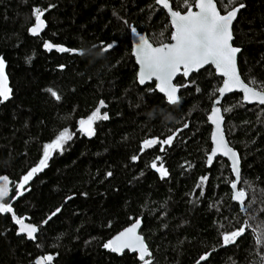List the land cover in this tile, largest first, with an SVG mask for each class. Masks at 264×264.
I'll list each match as a JSON object with an SVG mask.
<instances>
[{
    "label": "trees",
    "instance_id": "obj_1",
    "mask_svg": "<svg viewBox=\"0 0 264 264\" xmlns=\"http://www.w3.org/2000/svg\"><path fill=\"white\" fill-rule=\"evenodd\" d=\"M169 1L174 10H187L185 0ZM240 3L245 7L233 24L239 71L246 83L264 84V0H218L217 6L225 14ZM35 8L46 21L40 36L29 33ZM133 28L154 45L169 42L172 33L156 0H0V58L11 90L0 102V175L13 180L4 203L38 227L28 240L16 234L12 213H0V264H36L45 256L52 257L46 264H141L136 254L103 246L138 218L152 264H194L205 254L199 264H262L264 246L251 227L234 244L224 245L222 234L264 221V107L243 103L239 93L221 103L226 137L241 163L243 212L232 199L228 161L217 157L207 165V117L222 79L210 66L188 79L179 75V103L168 104L154 83L137 81ZM45 42L78 52L48 50ZM100 101L108 119L96 122L88 138L78 121ZM64 129L72 139L19 195L16 184ZM173 133L164 151L159 144L141 151L146 139ZM154 161L167 176L161 178Z\"/></svg>",
    "mask_w": 264,
    "mask_h": 264
},
{
    "label": "snow or ice",
    "instance_id": "obj_2",
    "mask_svg": "<svg viewBox=\"0 0 264 264\" xmlns=\"http://www.w3.org/2000/svg\"><path fill=\"white\" fill-rule=\"evenodd\" d=\"M157 4L162 5L169 11L171 16V26L174 29L171 35L172 43H160L159 46H154L153 43L143 35L138 37V41L135 49V56L137 62L140 65V72L138 73V80L140 84H144L148 80L153 78L158 82L157 87L160 92L164 93L169 104L179 103L180 97L178 96V86L173 84L174 78L182 73L184 77H189L193 72L205 68L207 65H213L218 74L224 77L223 84L216 91L221 97L227 92H231L235 89L241 90L244 94V101L246 102H258L260 105H264V84H257L255 80L245 82L241 79V76L237 68V53L241 50L237 47H233L231 41L233 39L232 23L237 16V12L244 8L245 5L240 3L238 7H232L226 14H221L218 10V0H195L194 7L197 11L192 10V6L188 4V0H185L186 12L173 10L169 0H156ZM230 4L231 0H227ZM51 7V6H50ZM33 15L36 20V24L29 29L32 35H38L44 26L42 19L44 11L35 8ZM132 32L135 33L136 29L133 28ZM44 47L51 50L56 47L60 52H78L76 49H67L60 46H54L51 43L45 42ZM112 45H107L102 50L107 51ZM4 61L0 58V102L7 100L11 94V90L7 88L6 76L4 75ZM180 87H187V85H181ZM51 95L57 100L60 96L56 91L49 89ZM199 91V89H197ZM215 104H219V100L215 101ZM214 104L212 112L209 115V120L216 125V131L213 134L214 148L212 153L208 157V163L211 164L213 157L217 154H223L228 156L232 162V171L239 179V157L228 143L224 139L223 132L221 130V123L223 117L221 115V109ZM105 107L104 102H100V106L91 113L86 119L79 121L80 131L91 136L94 135L93 124L96 120H106L108 115L106 113L101 114L100 109ZM230 109H224L229 111ZM184 127H188L187 124ZM175 133L168 136L164 140L158 138L146 139L143 141L141 151L144 149L152 148L154 145L159 144L160 150L164 151V145H171L174 139ZM72 139V134L68 129H64L59 135L49 144L44 145L43 156L40 159L38 165L31 168L27 174H25L20 182L16 184V190L19 195L23 192L20 190H26L25 186L30 180L38 173L43 171L48 166V161L52 155L53 150L62 149L65 143ZM135 161L138 157L133 156ZM161 158L156 157V161ZM154 161L152 167L155 168L164 178L168 175L167 169L160 164L157 167V163ZM110 176L111 173H108ZM207 179V177L201 178V184ZM9 178L7 176H0V201H3L9 194ZM201 185H198L200 187ZM233 189L237 188V183L231 184ZM202 194V193H201ZM246 197L244 190H238L235 192L233 199L239 201L242 205ZM14 199V198H13ZM71 199V197H69ZM61 209L57 208L48 219L55 216ZM246 210V209H242ZM0 213H12L14 222L19 225V233H26L29 239H34L38 232V227L26 224L24 218L16 217L13 212V208L10 204L0 202ZM47 223V221H44ZM140 227V221L137 220L131 227L125 231L119 233L112 240L105 243L103 246L106 249L114 253H123L125 249L137 252L139 259L143 261V264H152L151 260L146 257L151 256L148 246L144 239L137 234V229ZM252 229L254 238L257 245L264 246V221L258 222L255 226H252L249 221L245 222V225L231 232L222 234L223 244H234L237 238L242 236L248 228ZM207 254L200 257V260H206ZM51 256H45L42 259L36 261V264H44L45 261H51ZM262 264H264V256L261 258ZM199 264V261L197 262Z\"/></svg>",
    "mask_w": 264,
    "mask_h": 264
},
{
    "label": "water",
    "instance_id": "obj_3",
    "mask_svg": "<svg viewBox=\"0 0 264 264\" xmlns=\"http://www.w3.org/2000/svg\"><path fill=\"white\" fill-rule=\"evenodd\" d=\"M169 2H170V1H169ZM156 4H157V2H156ZM157 5H158L159 7H161L162 9L165 10V12L167 13V15H168V17H169V22H170V25H171V16H170V14H169V11H168L167 9H165L162 5H160V4H157ZM170 5H171V2H170ZM171 6H172V5H171ZM217 7H218V6H217ZM237 7H238V6H237ZM172 8H173V7H172ZM173 10H174V9H173ZM192 10H193V11H197V9H196L195 7H192ZM218 10H219V8H218ZM239 11H240V10H239ZM239 11L237 12V16H238ZM185 12H186V11H185ZM185 12H181V13L183 14V13H185ZM221 14H222V13H221ZM225 14H226V13H225ZM222 15H223V14H222ZM237 16H236V18L234 19V21H233V23H232V34H233V24H234L235 20L237 19ZM42 19H43V21H44V26H43L42 30L39 32L38 35H32V34L30 33V31H29V33H30L32 36H40V35L45 31V29H46V21H45V19H44V15H43ZM35 24H36V20H35L34 24H33L30 28H32ZM30 28H29V29H30ZM171 28H172V26H171ZM173 31H174V29L172 28V32H173ZM140 35H143V36H145L146 38H148V36H147V34H146L145 32H138V31H136L135 33L131 32V38H130V42H131V55H132V57L134 58V62H135V64H136V66H137L136 77H137V81H138V83H139V80H138V73L140 72V65H139L138 62H137V58H136L134 52H135V49H136V44H137V41H138V37H139ZM171 35H172V33H171ZM233 41H234V35H233V39H232V41H231V44H232L233 47H237V46H235V45L233 44ZM172 42H173V41L171 40V37H170L169 42H166V43H172ZM48 43H49V42H48ZM153 45H154V44H153ZM154 46H159V45H154ZM53 48H56V47H53ZM237 48H239V47H237ZM239 49H240V48H239ZM240 50H241V49H240ZM240 52H241V51H240ZM240 52L237 53V68H238V72H239V74H240V71H239V66H238V56H239ZM209 66L212 67V69L215 71V74H216L218 77H220V78L222 79V82H221V85H220V86H222V84H223V80H224V77L217 73V71H216V69H215V67H214L213 65H207V66H205V68H206V67H209ZM203 69H204V68H203ZM203 69H201V70H203ZM201 70H199V71H201ZM199 71H198V72H199ZM198 72H193L192 74H194V73H198ZM192 74H190V76H191ZM4 75H5V74H4ZM179 75H182V76H183L182 73L178 74V75L174 78V80H173V84H175V81H176V79H177V77H178ZM190 76H189V77H190ZM240 76H241V74H240ZM183 77H184V76H183ZM189 77H187V78L184 77V78L188 79ZM241 79L244 81V79L242 78V76H241ZM151 83H154V87H155L156 91H157L159 94H161V95L166 99L165 94L159 91V89H158V87H157V83H158V82H157L154 78H153L152 80H148V81H146L144 84H140V83H139V84H140L141 86H146V85L151 84ZM6 85H7V82H6ZM175 85H176V84H175ZM176 86H177V85H176ZM178 89H179V86H178ZM233 93H239V94H241V96H242V101H243V103H245V104H249V105L257 104V105H260L258 102H251V103H249V102L244 101V98H243V97H244V94H243V92H242L241 90H238V89H235V90H233V91H231V92H227V93H225V95H224L223 97H221V96L219 95V93L217 92V97H216L215 100L213 101V103H212V107H211V110H210V113L208 114V117H207V119H208V123H209V125L211 126V134H210L211 150H210V152H209L208 155H207V165H208V167H211V166L213 165V163L215 162V160H216L217 157H222V158H224V159H226V160L228 161L229 166H230V169H231V172H232V174H233V178H234L233 182H236V183H237V188H236V189H233V188L230 186V187H231V191H232V199H233V196H234L235 192L238 191V190H241V189H239V182H240V177H241V163H239L240 176H239V179H237V177L235 176V174H234L233 171H232V162H231V159H230L228 156H225V155H223V154L217 153V154L213 157V160H212V163H211V164L208 163V157H209V155L212 153V150H213V148H214L213 134H214V132L216 131V125L213 124V123L209 120V115L211 114V112H212V108H213V106H214V104H215V101H217V100H219V104H215V106H216V107H219V108L221 109V115H222V117H223V121H222V123H221V130H222V132H223L224 139H225V141L228 143L229 147H231V148L233 149V151H235V152L237 153V151H236V150H235V149L229 144V142H228V140H227L226 133H225V129H224V116H223V112H222V108H221V103H222L223 99H224L227 95H229V94H233ZM177 94H178V96H179V90H178V93H177ZM166 100H167V99H166ZM100 102H101V101H100ZM100 102H99V104L97 105V107L94 109V111L100 106ZM168 104H169V103H168ZM104 105H105V107L101 108V109H100V112H101V114L106 113V114L108 115V112H107V111H104V110L107 108V105H106L105 103H104ZM170 105H173V104H170ZM174 105H175V104H174ZM260 106H263V107H264V105H260ZM85 119H86V118H85ZM80 120H81V119H80ZM80 120H79V121H80ZM101 120H103V119H101ZM79 121H78V125H79ZM98 121H100V120H96V121L94 122V124H93V129H94V125H95V123L98 122ZM85 135H86L88 138H92V137L94 136V135L89 136V135H87V134H85ZM237 155H238V153H237ZM238 157H239V155H238ZM239 161H240V159H239ZM0 176H7V175H0ZM7 177L9 178V181H10V183H9V194H8L7 197L4 198L3 201H0V202H5V201L8 200L9 197H10V193H11V188H12L13 180H12L9 176H7ZM233 182H232V183H233ZM232 183H231V184H232ZM245 200H246V197H245ZM245 200H244V202H245ZM233 201L239 204L241 210H242V209H245V208H244V204L242 205L239 201L234 200V199H233ZM242 211L245 212V210H242ZM137 220L140 221V227L137 229V234L140 235V236L144 239V237H143L142 234L140 233V230H141V227H142V220H141V218H138ZM137 220H136V221H137ZM24 221H25L26 224L34 225V224H32V223L26 221L25 219H24ZM136 221H134L132 224L128 225L127 227H125L124 229H122L121 231H119L118 233H116L115 235H113L110 239H108V241L112 240V239H113L114 237H116L119 233H121V232L125 231L126 229H128L129 227H131ZM34 226H36V225H34ZM37 233H38V232H37ZM37 233L34 234V235L36 236ZM16 234H17V235H21V236H25L28 240H32V239H29V238L27 237V234H26V233H19V225H17ZM108 241H107V242H108ZM144 241H145V240H144ZM107 242H106V243H107ZM145 243H146V242H145ZM146 245H147V244H146ZM106 250L110 251L109 249H106ZM125 251H128V252L131 253V254H136L137 259H138L139 261H141V260L139 259V254H138L137 252H133V251H131V250L125 249V250L123 251V253H124ZM149 251H150V250H149ZM111 252H112V251H111ZM150 252H151V251H150ZM112 253H114V252H112ZM123 253H115V254H117V255H122ZM207 256H208V254H207ZM39 259H42V258H39ZM39 259H38V260H39ZM146 259H147V257H146ZM198 261H199V263L202 262L200 259H199ZM198 261H197V262H198ZM141 262H142L141 264H143V261H141ZM197 262L194 263V264H197ZM44 264H46V263L44 262Z\"/></svg>",
    "mask_w": 264,
    "mask_h": 264
},
{
    "label": "rangeland",
    "instance_id": "obj_4",
    "mask_svg": "<svg viewBox=\"0 0 264 264\" xmlns=\"http://www.w3.org/2000/svg\"><path fill=\"white\" fill-rule=\"evenodd\" d=\"M54 151V150H53ZM157 167H159V165H157Z\"/></svg>",
    "mask_w": 264,
    "mask_h": 264
}]
</instances>
